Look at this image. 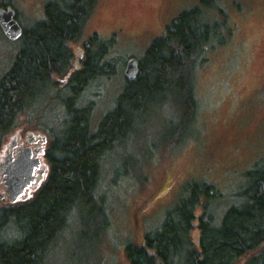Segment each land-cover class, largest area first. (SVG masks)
I'll return each instance as SVG.
<instances>
[{
	"label": "trees",
	"instance_id": "1",
	"mask_svg": "<svg viewBox=\"0 0 264 264\" xmlns=\"http://www.w3.org/2000/svg\"><path fill=\"white\" fill-rule=\"evenodd\" d=\"M97 1H47L43 20L22 27L20 49L0 79V150L33 102L48 97L65 107L58 128L48 131L44 182L30 199L0 204V264H51L77 220L84 229L81 237L92 233L102 241L109 228L106 195L98 193L102 162L116 157L115 148L123 147L146 114L168 103L181 132L193 135L197 74L207 62L205 52L217 36L222 43L231 34L225 21L211 22L207 16L220 0H200L180 12L152 40L138 60L136 78L125 82L113 108L92 129L93 102L82 105L80 97L91 81L110 76L111 42L91 35L78 69L71 45L80 39ZM8 6L13 7L10 0H0V8ZM224 28L227 34L221 37ZM65 89L72 93L69 99H64ZM242 179L233 195L238 201L221 216L216 209L224 199L220 191L204 180L188 181L160 226L147 232L141 245L125 246V264H264V157Z\"/></svg>",
	"mask_w": 264,
	"mask_h": 264
},
{
	"label": "rangeland",
	"instance_id": "2",
	"mask_svg": "<svg viewBox=\"0 0 264 264\" xmlns=\"http://www.w3.org/2000/svg\"><path fill=\"white\" fill-rule=\"evenodd\" d=\"M47 1L10 0L24 29L43 20ZM199 4L200 0L97 1L80 39L71 45L76 57L93 34L111 42L106 56L110 76L91 81L80 97L82 105L93 102L92 129L122 91L126 61L141 59L152 40L180 12ZM207 16L211 22L225 21L231 34L222 43L217 36L205 52L207 62L197 74L199 108L194 134L181 132L170 103L146 114L123 147L115 148L116 157L102 162L98 193L106 195L109 222L102 241L92 233L81 237L84 229L77 220L64 235L51 264H125V246L141 245L144 235L160 226L188 181L204 180L220 191L224 199L216 206L219 216L238 201L233 195L243 173L264 157V0H220ZM225 34L224 28L221 37ZM20 44V39L9 40L0 29V79L11 67ZM64 92V99L72 97L68 89ZM51 93L53 96L54 90ZM51 99H38L19 116L4 139L0 161L14 138L21 141L29 133L44 134L49 141L48 131L58 128L65 108L63 102ZM40 185L29 189L24 199H30ZM2 191L0 184V194Z\"/></svg>",
	"mask_w": 264,
	"mask_h": 264
},
{
	"label": "water",
	"instance_id": "3",
	"mask_svg": "<svg viewBox=\"0 0 264 264\" xmlns=\"http://www.w3.org/2000/svg\"><path fill=\"white\" fill-rule=\"evenodd\" d=\"M0 29L3 35L12 41L20 38L22 28L15 19V10L8 6L0 8ZM139 72L138 59L130 57L124 67V77L126 81H133ZM33 134L30 133L29 137ZM36 136L29 143L38 140ZM15 138L11 142L9 149L4 152L0 161V184L3 185V191L0 194V201L8 204H15L24 200L26 192L39 185L42 169L37 156L33 155L29 146H22L15 150ZM36 153V152H35Z\"/></svg>",
	"mask_w": 264,
	"mask_h": 264
},
{
	"label": "flooded vegetation",
	"instance_id": "4",
	"mask_svg": "<svg viewBox=\"0 0 264 264\" xmlns=\"http://www.w3.org/2000/svg\"><path fill=\"white\" fill-rule=\"evenodd\" d=\"M96 35H97V33H96ZM89 46L90 45H89V37H88L86 39V41L84 43H82L81 48L78 51V54L76 55V58H78V61H76V64L74 65L75 67H78V65H80L82 63V61L85 58V54H86V51L89 48ZM29 135H30V133L26 136V138L24 140H21V141H17V139L15 138L16 145H15V148L12 150V152L14 155L15 150L19 147H22V146L31 147L33 155L37 156L39 161H40L39 167L42 169V174H41V180H40L39 184H42L44 182V180L46 179L47 174H48V165H47L46 158H45L46 147L48 144L47 137H46V135L41 134V135H33L32 136L33 138H30ZM36 136H39L40 138L38 140L32 142V143H29L30 140L34 139V137H36ZM7 149H9V147Z\"/></svg>",
	"mask_w": 264,
	"mask_h": 264
}]
</instances>
